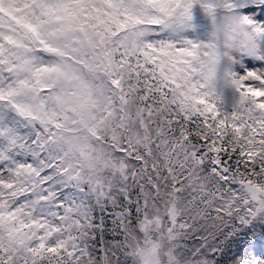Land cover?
<instances>
[{"label": "snow or ice", "instance_id": "6c2138e0", "mask_svg": "<svg viewBox=\"0 0 264 264\" xmlns=\"http://www.w3.org/2000/svg\"><path fill=\"white\" fill-rule=\"evenodd\" d=\"M0 264H264V0H0Z\"/></svg>", "mask_w": 264, "mask_h": 264}]
</instances>
